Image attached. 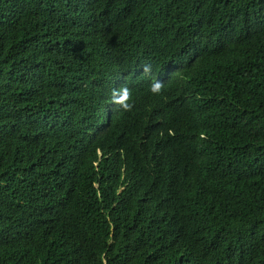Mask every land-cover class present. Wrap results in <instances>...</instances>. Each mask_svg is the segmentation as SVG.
Wrapping results in <instances>:
<instances>
[{
  "label": "trees",
  "instance_id": "obj_1",
  "mask_svg": "<svg viewBox=\"0 0 264 264\" xmlns=\"http://www.w3.org/2000/svg\"><path fill=\"white\" fill-rule=\"evenodd\" d=\"M0 264H264V0H0Z\"/></svg>",
  "mask_w": 264,
  "mask_h": 264
},
{
  "label": "clouds",
  "instance_id": "obj_2",
  "mask_svg": "<svg viewBox=\"0 0 264 264\" xmlns=\"http://www.w3.org/2000/svg\"><path fill=\"white\" fill-rule=\"evenodd\" d=\"M127 99L128 96L123 95L122 90L120 89V87L117 86L116 90L114 91V99H112L111 106L109 107V110L105 111L104 115L101 118L102 124L109 122V116L111 115V113L115 114L116 109L121 106L124 102H126Z\"/></svg>",
  "mask_w": 264,
  "mask_h": 264
}]
</instances>
